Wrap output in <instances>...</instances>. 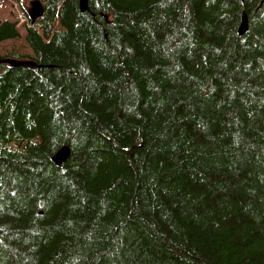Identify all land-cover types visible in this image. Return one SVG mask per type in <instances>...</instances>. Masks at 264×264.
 Masks as SVG:
<instances>
[{
    "label": "trees",
    "instance_id": "1",
    "mask_svg": "<svg viewBox=\"0 0 264 264\" xmlns=\"http://www.w3.org/2000/svg\"><path fill=\"white\" fill-rule=\"evenodd\" d=\"M42 2L0 55L38 65L0 63V264H264V0Z\"/></svg>",
    "mask_w": 264,
    "mask_h": 264
},
{
    "label": "rangeland",
    "instance_id": "2",
    "mask_svg": "<svg viewBox=\"0 0 264 264\" xmlns=\"http://www.w3.org/2000/svg\"><path fill=\"white\" fill-rule=\"evenodd\" d=\"M32 1L33 0H0V21H16L20 33L18 38L0 41V55L18 53L29 57L33 56L25 40L26 26L35 25L42 17H40L35 24L30 23L28 10Z\"/></svg>",
    "mask_w": 264,
    "mask_h": 264
},
{
    "label": "water",
    "instance_id": "3",
    "mask_svg": "<svg viewBox=\"0 0 264 264\" xmlns=\"http://www.w3.org/2000/svg\"><path fill=\"white\" fill-rule=\"evenodd\" d=\"M243 1V0H239ZM30 8L28 10V16L30 18L31 24H35L36 21L42 17L44 13V8L41 0H33L30 3ZM79 9L82 12H85L88 10L87 8V2L86 0H79ZM247 30V15L245 10L241 13V21L238 26V34L241 36L243 35ZM0 63H7L11 66H26V67H37V63L33 60L27 59V60H20V59H14V58H0ZM69 155V148L68 146L61 147L53 156L52 160L56 165H60L62 162H64Z\"/></svg>",
    "mask_w": 264,
    "mask_h": 264
}]
</instances>
